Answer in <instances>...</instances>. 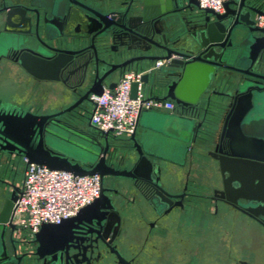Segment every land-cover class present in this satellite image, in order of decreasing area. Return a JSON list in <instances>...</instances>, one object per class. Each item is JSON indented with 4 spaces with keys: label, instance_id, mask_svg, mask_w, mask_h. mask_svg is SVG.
<instances>
[{
    "label": "water",
    "instance_id": "1",
    "mask_svg": "<svg viewBox=\"0 0 264 264\" xmlns=\"http://www.w3.org/2000/svg\"><path fill=\"white\" fill-rule=\"evenodd\" d=\"M136 1L150 10H96L90 4L48 10L59 7L51 0L40 5L45 10H31L29 0L10 4L21 10L4 12L1 46L17 50L14 63L39 83L62 86L56 95L63 106L35 112L0 96V175L8 161L26 157L74 176L97 173L102 186L74 216L43 223L29 240L33 252H25L29 241L11 222L19 188L0 176V264H36L32 255L39 264L70 258L77 264L68 248L77 249L71 239L81 227L109 231L113 221L119 224L104 184L113 177L122 180L124 196L130 183L140 194L147 188L143 211L151 217L167 219L198 200L174 188L168 165L135 132L123 142L90 123V95L112 89L116 74L133 68L143 70V90L160 89L153 97L172 99L179 109L173 123L181 158L191 143L198 165L211 171L212 194L202 191L199 198L221 202L264 228V73L254 69L264 52V28L254 17L263 11L249 0H228L221 12L200 8L197 0ZM77 21L80 33L72 31ZM157 60L163 63L154 66ZM137 87L132 82L131 97ZM136 258L125 263L138 264Z\"/></svg>",
    "mask_w": 264,
    "mask_h": 264
},
{
    "label": "crops",
    "instance_id": "2",
    "mask_svg": "<svg viewBox=\"0 0 264 264\" xmlns=\"http://www.w3.org/2000/svg\"><path fill=\"white\" fill-rule=\"evenodd\" d=\"M249 2L264 12V0ZM8 64L5 73L8 85L1 86L4 95L15 92L24 95L30 92L40 100L39 96L46 91L48 101L57 100L56 92L62 90V86L32 84L26 80L16 64ZM119 77V74L116 75L115 81ZM144 92L149 96H157L162 91L149 89ZM178 113L176 105L174 110L142 111L135 131L136 138L142 139L168 165L172 184L177 191L181 189L185 177L184 165L179 155L181 142L178 138V127L173 123ZM120 138L124 142L128 136ZM22 169L21 159H11L0 176L19 186ZM206 171L204 175L207 174ZM211 185L208 177L204 176L199 191L210 192ZM2 201L0 188V205ZM214 204L212 200L199 198L186 211L175 210L167 219H161L158 225L150 226L144 245L143 264H236L238 259L252 264H264V228L247 215L234 211L221 202H217V206Z\"/></svg>",
    "mask_w": 264,
    "mask_h": 264
},
{
    "label": "flooded vegetation",
    "instance_id": "3",
    "mask_svg": "<svg viewBox=\"0 0 264 264\" xmlns=\"http://www.w3.org/2000/svg\"><path fill=\"white\" fill-rule=\"evenodd\" d=\"M33 5L30 7L31 10H45L44 7L40 6L44 1L49 0H30ZM59 4L58 8H51L48 10H81L77 4H90L96 10H150L145 8L140 2L136 0H51ZM29 0H0V15L3 20L0 23L1 38L4 37V12L6 10H21L19 8L11 9L10 4H25L29 5ZM39 4V5H37ZM112 13V12H111ZM160 28L161 24H157ZM84 30L83 23L77 21L72 27V31L80 33ZM18 51L14 49H8L4 45L0 44V87L2 85V79L5 78V73L9 67L8 63H14V59L17 56ZM20 72L26 77V80L32 84L41 85L35 78L24 73L19 67ZM254 69L259 73H264V57H259L254 64ZM18 70V71H19ZM123 71H119L116 75H121ZM47 86L46 83H44ZM0 96L5 97L0 93ZM47 92L39 96L38 100L35 96L28 92L27 94L12 93L6 96L7 99L14 103H19L26 108L37 111V112H51L62 108L60 101L50 100L48 101ZM193 145H189L184 157L181 159L184 165V182L179 192L184 193L185 199H199V186L203 184L204 176L209 177L211 171L208 169L202 170V168L196 162L193 154ZM207 172L206 175L203 173ZM105 186L110 188L108 193L113 200L116 202V208L118 214H120L119 224L117 225L113 221L111 230L107 231L105 227L95 229L90 226L81 227L76 233L75 237L71 239V243L77 247V249L68 248L69 255L77 254L76 259L81 264H126V260H130L133 256L137 259L138 264L144 263V245L145 240L148 237L150 226L158 225L161 219L151 217L143 211V205L145 203V197L147 194V188L142 187L143 194L135 192L136 190L132 187V183L128 186V193H125L120 178H111ZM102 186V180H101ZM205 193L212 194V191H204ZM208 194V196H210ZM144 195V196H143ZM115 218V217H113ZM115 220V219H113ZM116 226V227H115ZM29 241V240H26ZM73 241V242H72ZM59 243H63L59 242ZM22 246L25 252H33L35 247L34 242H25ZM62 250H64L62 248ZM60 250L59 252H61ZM57 252V251H56ZM57 256V255H56ZM55 256V257H56ZM124 258V259H122ZM71 259V258H70ZM69 259V260H70ZM30 260L33 263L40 261L36 260V256L32 255ZM67 264H73L71 260ZM39 264V263H38Z\"/></svg>",
    "mask_w": 264,
    "mask_h": 264
},
{
    "label": "built area",
    "instance_id": "4",
    "mask_svg": "<svg viewBox=\"0 0 264 264\" xmlns=\"http://www.w3.org/2000/svg\"><path fill=\"white\" fill-rule=\"evenodd\" d=\"M228 0H197L200 8L216 12L223 10ZM255 24L264 28V12L256 14ZM163 60H157L159 66ZM143 71L127 69L116 81V85L104 88L99 95L91 94L92 112L90 123L99 131H110L116 137L130 136L137 129L139 115L151 109L174 110L169 99L147 95L139 81ZM132 82H138L137 93L131 97ZM23 162L19 193L14 201L11 222L24 240H31L43 223H59L74 216L80 208L99 196L101 176L97 173L74 176L71 172L50 169L46 165Z\"/></svg>",
    "mask_w": 264,
    "mask_h": 264
},
{
    "label": "rangeland",
    "instance_id": "5",
    "mask_svg": "<svg viewBox=\"0 0 264 264\" xmlns=\"http://www.w3.org/2000/svg\"><path fill=\"white\" fill-rule=\"evenodd\" d=\"M1 82H2V85H1V86H3V87H4V85H5V86L8 85V83H7L8 81H7L6 78H3ZM0 93H1L2 95H4V93H5V92H3V88H1V87H0Z\"/></svg>",
    "mask_w": 264,
    "mask_h": 264
},
{
    "label": "trees",
    "instance_id": "6",
    "mask_svg": "<svg viewBox=\"0 0 264 264\" xmlns=\"http://www.w3.org/2000/svg\"><path fill=\"white\" fill-rule=\"evenodd\" d=\"M262 56L264 57V52H263Z\"/></svg>",
    "mask_w": 264,
    "mask_h": 264
}]
</instances>
